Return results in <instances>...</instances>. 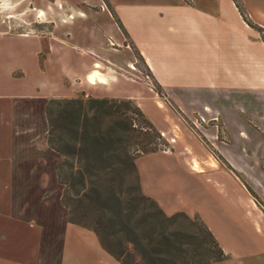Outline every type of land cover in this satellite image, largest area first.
I'll return each mask as SVG.
<instances>
[{
    "label": "crops",
    "instance_id": "obj_1",
    "mask_svg": "<svg viewBox=\"0 0 264 264\" xmlns=\"http://www.w3.org/2000/svg\"><path fill=\"white\" fill-rule=\"evenodd\" d=\"M212 5L213 14L194 11L193 7L185 8L194 14H184L183 10L177 11V16L169 17V12L161 14L172 19L179 16L171 23L158 20L151 26L132 12L123 21L131 44L143 56L151 75L163 89V96L127 72L135 70L134 61L128 62L127 67L122 64L110 67L108 63V69H103L102 59L91 49L86 57H92L84 58L80 69L60 70L63 82L60 80L58 93L43 87L40 80L47 76L55 59H64L66 47L50 34L49 53L41 66L39 36L29 35L18 27L16 19L5 16L0 6V185L17 186L19 193L24 191L20 186H27V199L34 194L45 199L55 191L59 205L67 211L61 201L63 186L57 178V164L62 155L48 143V100L78 94L132 99L170 144L165 150L137 158L144 193L169 215L185 212L203 219L229 256L208 264H264V207L243 181L253 185L264 199V116L256 114L250 119L255 128L243 123V119L221 116L225 125L223 134L231 140L220 141L222 129L217 133L214 126L208 128L206 135L214 138L209 139L212 150L196 139L185 121H193L198 113L203 117L213 113L214 121L218 117L216 111L209 110L208 103H204L203 112L195 108L197 100L223 105L225 93L239 91L240 96L253 94L259 99L256 92H264V41L259 31L246 23L232 0H213ZM245 6L253 22L264 28V0L251 5L246 0ZM38 11L32 19L35 23L52 24V16L42 8ZM119 13L123 14L120 10ZM171 33L176 38H166ZM221 38L223 56L240 57V66L232 62L224 65L219 77L214 55ZM108 80H122L127 88L115 91L106 84ZM144 86L149 92L142 90ZM170 88L178 89L191 103L190 116L184 112L183 101H176L183 118L169 105L166 90ZM235 144L236 149H232ZM204 152L208 156H202ZM47 185H52V189ZM36 186H41L39 191L33 190ZM66 216V242L59 248L65 264L73 260L79 264H122L104 250L93 231L69 223L68 212Z\"/></svg>",
    "mask_w": 264,
    "mask_h": 264
},
{
    "label": "trees",
    "instance_id": "obj_2",
    "mask_svg": "<svg viewBox=\"0 0 264 264\" xmlns=\"http://www.w3.org/2000/svg\"><path fill=\"white\" fill-rule=\"evenodd\" d=\"M234 1L262 35L264 28L251 20L241 0ZM138 56L145 63L139 51ZM46 112L48 143L62 155L57 178L69 223L93 231L122 264H208L229 258L198 214L169 215L144 193L136 160L169 143L132 99L52 97ZM130 113L141 118L142 128L134 127Z\"/></svg>",
    "mask_w": 264,
    "mask_h": 264
},
{
    "label": "rangeland",
    "instance_id": "obj_3",
    "mask_svg": "<svg viewBox=\"0 0 264 264\" xmlns=\"http://www.w3.org/2000/svg\"><path fill=\"white\" fill-rule=\"evenodd\" d=\"M232 1L236 6L235 1ZM212 2L213 0H0V6L3 7L1 11L5 16L9 15L16 19L18 27L23 28L29 35L34 33L33 35L39 36V41L42 45L41 66L44 65L49 53L48 39L50 34L66 47L64 49L66 54L64 59H55L50 66L51 69L48 70L47 76L40 80L43 87L48 86L58 93L61 89L60 80H62V76L59 74L60 70L64 68L69 70L80 69L82 60L92 57L91 55L86 57L91 49L95 55H99V59H102L103 69H108V63L110 67L117 64L127 67L128 62L134 61L136 68H133L135 70L128 69L127 72L135 76V78L144 81L159 94L158 83L147 69L146 63L138 56V49L131 44L129 33L124 24L125 19H128L130 12H132L133 16H139L147 24L150 23L149 25L151 26L157 24L158 20H168L167 22L171 23V20L176 22L179 16L177 19H172L163 17L161 14L169 12V17L177 16L179 13L176 12L180 10H183L184 14H194L193 10L185 7H193L194 11L213 14L215 9ZM241 2L246 9V0H241ZM260 2L262 0H248L250 5L251 3L257 4ZM181 6L184 7L181 8ZM38 8L44 9L47 15L52 16V24H42L41 22L37 24L35 23L37 21L32 20L39 13ZM119 10L123 12L122 15ZM247 13L250 14L249 11ZM40 14L43 17H47L41 12ZM29 20L32 21L30 25L28 23ZM259 33L260 37L263 38L264 33L262 32V35L261 32ZM168 37L176 38L175 34L172 33L166 36V38ZM217 42L219 43L214 55V68L217 76L220 75L219 77H222L221 68H224L223 66L230 62L235 65L238 63L237 66H240V57H224V51L221 48L224 47L223 38ZM248 75L250 76V74ZM106 84L109 88H114L115 91L127 88L122 80L114 82L113 80H108ZM142 90L149 92L147 86L142 87ZM161 91L163 93V89ZM166 92L169 93L167 102L175 113L183 118L176 104L177 100H181L185 104L184 112L190 116L191 107L193 106H190L191 103L185 100V95H182L175 88H170ZM235 92L231 95L225 93L226 99L223 105L214 104L212 100H206L205 102L204 100H197L194 102V107L201 112H203L204 103H208L210 106L209 110L218 113L215 121L212 119L213 113L204 117L198 113L195 114L193 121L185 120L195 132L196 139L204 142L211 150L213 148L209 145V139L214 138L206 135L208 128H213L214 126L217 129V133H219V129L220 131L222 129V133L218 137L220 141L226 140L229 142L231 140L229 136L223 134L225 125L220 119L221 116L237 117L239 120L243 119V123H248L249 125L255 124V122L250 120L254 115L258 114V117L264 116V92H256L259 95V99L253 94H249L245 98L243 94L240 96L241 93L239 91ZM78 96L85 99L90 97L82 94L73 97ZM256 101L258 102L257 106L255 105ZM130 115L135 118L134 127L142 128L144 124L141 118L137 117L135 113H130ZM253 128H255V125H253ZM235 147L236 144L232 149H236ZM130 148H134L132 139ZM200 152L196 153L201 154ZM204 153L202 156H208V153ZM217 156L225 163L218 153ZM243 181L249 192L264 207V199L256 188L245 179ZM26 187L22 188L20 186L24 191L19 193L16 191L17 186L0 185V264H65L62 256L60 258L59 248L66 242L64 233L68 226L66 221L68 211H65L61 207L62 205H59L61 202L57 192L54 191L45 199L42 198L41 194H34L33 198L27 199L28 189ZM47 187L52 189V185H47ZM40 188L41 186H36L33 190L38 189L39 191ZM180 225L183 229L188 227L186 221L181 220ZM76 262L78 261L73 260V262L69 261L68 264H75Z\"/></svg>",
    "mask_w": 264,
    "mask_h": 264
},
{
    "label": "bare ground",
    "instance_id": "obj_4",
    "mask_svg": "<svg viewBox=\"0 0 264 264\" xmlns=\"http://www.w3.org/2000/svg\"><path fill=\"white\" fill-rule=\"evenodd\" d=\"M95 77H97V76H95ZM91 80L94 81V74L91 76Z\"/></svg>",
    "mask_w": 264,
    "mask_h": 264
},
{
    "label": "clouds",
    "instance_id": "obj_5",
    "mask_svg": "<svg viewBox=\"0 0 264 264\" xmlns=\"http://www.w3.org/2000/svg\"><path fill=\"white\" fill-rule=\"evenodd\" d=\"M7 6V5H6Z\"/></svg>",
    "mask_w": 264,
    "mask_h": 264
}]
</instances>
